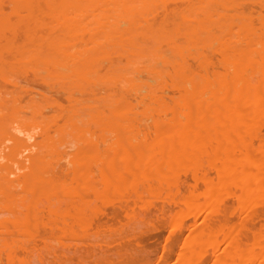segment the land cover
<instances>
[{
  "label": "bare ground",
  "instance_id": "obj_1",
  "mask_svg": "<svg viewBox=\"0 0 264 264\" xmlns=\"http://www.w3.org/2000/svg\"><path fill=\"white\" fill-rule=\"evenodd\" d=\"M49 1L50 0H48V2ZM56 1L57 3L60 1V3L57 4L59 6L55 5L56 9L53 7L55 9V11L53 12L56 11L57 12L56 13H53L52 11L49 12L51 9L48 12L53 13V16L55 14H58L56 16V19H54L55 16L53 18L54 23L53 22L51 23L57 24V27L58 28L60 27L61 29L60 28L58 29L56 25L54 28H57V31L61 30V32L58 33L59 36L56 39V37L52 38L53 36V34H51L52 31L50 32L51 35L48 34L49 30L47 29L48 38H50L49 36H51L52 39L57 40L51 46L50 45L51 43L49 41L50 39H47L50 43L49 44L47 42L48 43L47 45H50V47L49 46L48 47L51 49L45 46L46 37L44 36L42 37L44 39H42L41 41L42 42L45 41L44 42L45 44L42 45L43 49L41 51L43 52L41 53H44L46 55L45 52L47 51L48 53L49 51V54L51 52H53L52 55L54 54L53 57L51 56L47 57L48 55L44 56L45 58L48 59L51 58L49 62L50 64L49 63L47 64V60L43 56H41L40 53H38L40 54L39 58L42 57L40 59L43 64V69L46 68L47 75H49L48 71L50 68L47 67H49L52 64L51 66L54 67H51L53 71L51 70L50 74L53 75L55 73L54 74L55 78H57L58 80L56 82H61L60 85H63L61 87L67 94L73 91H76L74 92L75 94L77 93V91L80 92L81 97L80 98H78L79 96L76 97L77 99H79V101H81V98L83 96L82 93L84 91H87L84 92L86 94L88 92L91 93L88 94V99L86 100L88 102V106L87 105L85 106L84 105L85 103L83 104V102L87 98V96L84 95L86 96V98H84V101L82 103L78 102L76 107H79V104H83V106L88 107L87 109L82 108L83 109L82 111L85 110L86 112V113L83 112L82 113L86 116V120L90 121L92 118L93 121L91 120L90 123L89 122L88 123L89 124L92 123L94 129L96 128L98 131L102 132V134H100V136L102 135L100 137V140L102 138V141L104 140L103 142H105L104 133L112 132L114 128L120 129L121 132L119 131L118 132L121 135L120 134L118 135L117 138L119 139L116 140L117 142L115 141V143L113 144L106 145L107 147L105 146L106 148H104V150L101 149L102 152H104L103 153L104 155L102 154L101 156V152H100L99 153L100 159H99L97 157L99 156V154L97 155L98 149L96 147V144L92 140L86 141L84 140L85 138L82 137L83 134L85 135V133L91 134L92 136L94 135L93 134L94 131L91 130L92 128L89 129L88 127H87L88 129L85 131H83L82 129L83 133L81 132L82 134L80 135H82L81 137L84 139H81V141H84L83 143H85L86 141V144H83L80 141V144L82 143V147L78 148V151H74L76 152V154H78L77 156L80 157V159L76 161V163L78 162V164L75 165L77 166L76 170H74V172L72 171L73 175L71 173L73 178L69 180L70 179L69 177L68 179L69 183H68L65 177H62L66 175H62V176L60 175L61 177H57V178L54 177L53 178L54 181H52V183L48 184V182L51 180H48V182L46 181L45 183L48 184L47 186L44 185V182L41 183L43 178H41L39 175H41L42 167L41 166L39 167V165L42 164L44 165V162H48L50 161V159H54V157H56L54 156L50 159L46 158V156L49 157L50 150L51 153H53V155L55 153L56 154L58 153L55 152V149H57L56 144L58 143V141L57 142L53 141L52 142L53 146H52L50 145L51 141L47 140L49 143L48 146L50 145L49 151H47L48 148L47 149L44 148V144H46V142L44 144H41V148L43 146V148L45 149L44 150L42 148L44 154L42 152H40V154L37 153L42 149H39L38 151L35 150L36 154L38 155L32 153L35 154L33 156H36L34 157L35 158L34 161V158L33 159L32 157L30 158L31 154L27 155L30 153V151H28L27 148H29V150L31 149L29 145L30 142L29 144H27L29 145V147L26 146V142L29 141L27 139H31V138H27L26 141L22 140L23 138L21 139L18 138L19 141L22 140L21 143L25 142V146L27 147L25 148L23 145L24 143L21 144L20 142H18V140L16 141L15 138L14 140L16 143H14V140L13 142H11L8 140L9 137L6 136L5 138L7 139L4 138L3 140L6 142H11L9 145L10 146L14 145L15 148L14 149L12 148L11 150L10 148L4 145L5 148L7 147L13 152L8 153L9 150L8 152L3 151L5 157L3 156L2 158L5 159L7 153L11 154L14 160L13 158L10 157L11 158L10 159L8 157L10 155H7V158H9L8 160L10 161V163L12 162L14 165H16L17 163L18 166L15 169L13 164L11 163L10 164L11 167H10L7 158L5 159V161L3 160L2 161L4 162L3 165L6 164L8 166L5 165L6 166L5 167L2 164H0V171H1L0 177H2L3 175V177L0 179V183H1L0 190L2 191L0 194H2L6 190V192L3 193V195H6L10 193L11 190H13L15 197L12 198L11 196V198H7V196H10L11 194L13 195V193H11L10 195H7L5 197V199L7 198V200H5L4 197H2L1 195V197L3 198L1 200L2 201L5 200L3 201L4 204L7 203V205L10 204L9 206H11V204L13 205L17 203L18 205L20 204V206L16 205L18 208L20 207L19 208L20 210L22 209V207L25 208L26 206L24 203H26L27 199L31 197L30 196L31 193H29L30 195L28 194V196L30 197L25 196L26 189L27 191L29 189H31V191L36 189L34 191L35 193L36 191L38 193H41L39 192L41 189H39L38 187H40L39 185L42 184L46 188L43 189L44 192L41 190L45 195L44 198H42V194L40 195L36 193L37 196H40L38 198L40 199L42 198L43 201H45V203L49 205L53 204L51 203V201L54 198H56L57 200L66 199L68 203L64 200L65 203L61 201L62 204L64 203L65 205L64 204L63 205L66 207L68 204H70V207L74 212V216L77 215L79 218V216L81 217L83 215L82 214L83 209H77L78 207L77 205L80 204L84 206L88 204L87 202L88 200L86 199L88 197L89 198L93 197L95 200L102 199L103 201L104 198H107V196L109 197L111 194H117V197L118 195L119 197H121L122 194L125 193L126 189H130L128 193L131 191L130 192L132 194L131 197H133L132 200H134V202H140L143 199L141 197V192L139 191L141 190L139 186H141L142 190L145 191L144 195L142 196H145V194L147 195L146 196L147 198L148 196L149 197L150 196L156 197V195L159 196L160 193H155V192H161L164 189H171V186L173 185L175 180V177L172 175V173L176 171L177 167L179 168V166H181L182 169H184L185 171H191L193 169L194 179H196L197 171H199L200 169L199 167L200 164L205 163V165L207 166L216 168L215 170L216 176L214 178L210 176H204L200 181L202 183L200 184L201 185L200 187L197 186V184H192L189 186V188H186L184 193L181 192L180 195L178 194V196L176 195V197L174 198L177 199L176 202L178 201V203H181L184 210H181V206H180L179 212L174 213L177 219L174 222L175 226L173 230H171V233H188V234H186V237H184L180 246L177 245L178 249H177L176 259L175 261H173V263L172 262L171 263L172 264H202L204 262H202L201 261L202 259L200 260V258L203 256V253L207 252L209 248L210 249L212 248L213 253L212 251L210 252V254L212 255V261L210 262V264H244V263L264 264V242H263L264 238L263 237L258 238L260 237V235L257 238L252 237V239L246 243L241 242L234 245H232L231 243L232 241L231 237H230L231 240L227 238L228 241L225 240L226 241L225 243H227V245L225 244L226 248L222 250L223 253L221 252L222 249L221 246L223 245L222 243H224L222 242L223 240L219 242L218 240L220 239L217 240L214 237L216 233H229V235L230 233L231 234L238 233L239 231L237 232V229L238 230L243 229L244 231L246 230L245 233H253V234L261 233V235L264 233V222H263L264 220L262 221L263 224H259L260 225V227L258 226L259 228H254L257 229L256 231L252 229L247 230L246 227L244 229V224L243 227H241V224L243 223L242 221H245L244 218L246 219V217L249 214L248 211L253 212L251 210L254 208L256 204H260L261 200L262 203L264 202L263 199L264 197V127H262L264 124L263 123L264 121V0H260L261 3H258L259 6L261 5L260 7H258L257 4H255L258 8H260L258 9L256 7L257 11H254L253 9L249 10L250 7L248 10L241 9L240 6H242V4L244 5L245 2L247 4V2L251 0H59V1L56 0ZM258 1L259 0H256L255 3H257ZM250 3L251 2H248V4ZM17 6L19 7V4ZM36 7H34V9ZM242 8L245 7L243 6ZM159 11L163 12V16H159V18L162 17L160 18L161 20L157 17V21H155L154 16ZM29 12L31 11H28V14ZM12 14L14 15L15 13ZM28 14H27V18H28ZM31 14H29L30 17ZM42 16L39 18V20L42 18ZM30 22L33 23L32 20ZM3 24L5 26H2ZM43 24L37 25L35 23V25L40 27L41 26L44 27ZM0 25H1L0 30L1 28L2 30H4L3 28L8 26V24L3 23L2 21ZM24 25H27V22ZM53 26L51 25V27ZM54 31L56 32V29H54ZM38 32H40V30ZM41 36H39V39ZM30 37L31 38H29L28 35L27 38H29L30 40L33 39V41L35 40L34 38H32L33 36H31V34ZM39 39L37 43L40 44V47H38V49L41 48V42L39 43ZM30 40L29 41L27 40L28 43H33V41ZM52 42H54V40ZM28 43L25 44L26 47L25 51H27V47H30V46H26L29 45ZM37 43L34 44L37 45ZM0 44L2 45V43ZM214 45L217 47L216 51L219 53L218 54L219 58L217 59V61L219 63L218 65H220L219 67L221 68V71L219 69H217L218 70L217 71L214 68L212 69L210 68L211 69L210 71L207 69L208 64H210V60L208 59L210 55L208 56V58L204 56L203 50L208 49L210 51V47L214 48ZM23 48L24 47H22V49ZM46 48H48L49 50H47ZM38 49H36V54L33 51V49L31 50L33 51L34 55L31 53L29 54H31V56L37 55ZM190 49H193L192 51L194 52L192 53H194V55L192 56L197 61V62L193 61L194 64H196V66L194 65L196 67L195 68L196 70L194 69V66L193 68H190L186 63L187 58L185 59V57L187 55L189 56V54L187 53H189ZM213 51H215V48L213 49ZM18 53L20 52L18 51ZM208 54H210V52H208ZM2 59H4L3 56ZM43 59L46 60L45 62L46 64L43 63L44 62ZM22 60H23V56H22ZM192 60L193 59H191V61ZM18 61L20 60L18 59ZM35 61L34 62L32 61L33 64L36 63ZM37 61L40 62L39 59ZM44 65L47 66L45 67ZM51 77L52 78L50 79H53V76ZM50 79L47 80V76H46V80L48 81L47 84L49 85H50L49 83ZM166 80L170 81L171 84L167 83ZM53 81L54 83H56L55 79ZM42 83L44 82L42 81ZM62 83H64L66 86ZM166 83L167 86L170 85L172 89L175 90L174 91L175 95L173 94V96L170 97L163 94V90H166L165 89ZM116 84L118 86L116 88L118 89L120 85V89H121V90L119 89L120 92L123 91L128 94L132 93V95H134V97L133 96L131 97L133 98L134 103L131 102L133 104H131L127 99H124V97L122 98L121 96L122 94L121 95L117 94L118 96L119 95L121 96V100L111 98L112 95L109 96L111 91L110 92L108 91L109 95H107L108 93L107 90L104 91L106 93L105 96L103 95L104 97L106 96L109 97L106 101L105 99H102L103 98L102 96H100L102 97L101 100L99 96L97 97L96 95H94L95 92H97L98 94L100 93L98 91L101 90L102 85L104 86V88H106V86L108 88L112 86L111 88H113V86ZM62 88L59 87L58 89L61 90ZM118 89L117 92L119 91ZM63 90L61 91L63 92ZM41 93L42 92H40V94ZM90 95L91 97H89ZM68 96L69 95H67V97ZM118 96H113V97L117 98ZM67 97L66 100H68ZM73 99H71L73 100V103L72 102L71 103L73 104L74 107L75 106L74 104H76L78 100L75 98ZM13 100H15V98ZM13 100L11 103H13ZM69 103L70 102H68V104ZM68 107L72 108V105L71 106L68 105ZM76 107L75 109L78 111V109L80 108H76ZM76 110L75 111L73 110L74 113H72L71 116H69V114L71 113V112L69 113V111L71 110L69 111L67 110L68 116H66L65 118L63 116L62 119L63 123L61 122L62 124H64L65 127L66 125L69 126V124L73 125V128H70L72 127L71 125L68 128V129H72L71 130L72 133H74V131L76 130L75 127L76 126L78 127L79 125L75 123L80 122V121H76L77 120ZM88 110L89 112H87ZM32 114H34V112ZM193 115H195V117H193ZM109 117L110 119L112 118V120H110ZM37 118H40V116L39 117L37 116ZM113 118L114 120L116 118L117 121L115 120L116 121L115 122ZM47 119L49 118H46L45 124L51 122L50 119H49L50 121ZM148 120L150 121L148 124L151 123V126L153 128L151 127V130L149 129L151 131L150 132L151 137L149 138V135L146 134L148 136L146 139L144 135L141 134L143 131L140 132L141 130L139 131V129L141 128V126H143V128L146 131L147 129L145 123H147ZM40 121L43 123V120ZM24 122L23 124H25ZM133 122L135 124H132ZM112 123L113 125H108ZM142 123L145 125H143ZM140 124L142 125L140 126ZM36 125L38 126V122ZM44 126L45 125L38 128L43 129ZM57 127L59 128V126ZM25 129H27V127ZM47 129L45 127L44 131L46 132ZM60 129L65 130L66 128L63 129L62 127H60ZM22 130L21 132L24 133L23 127ZM42 131L43 130H39L41 134H43L44 132ZM57 131L59 132V129ZM57 131L54 132L56 133ZM14 132H12V134ZM58 132L56 133L57 134L56 138H60L61 136H63L60 138L61 140L59 142H61L66 133L64 131H63L64 133L62 131L59 133ZM25 133L24 135H26ZM56 134L53 135L56 136ZM58 134L61 136L59 137ZM77 134L78 133L76 132V135ZM80 135L78 134V136L76 137L81 138ZM2 136H1L2 142L1 141L0 142L4 144L6 142L2 140ZM254 136L256 138L255 141L256 143L254 144L256 145L252 146L250 141L251 138ZM56 138H54V140ZM79 138L76 140H80ZM248 143H250L249 144L250 146L248 145ZM32 144H34V142H32ZM20 145H23V148L26 150V153L22 151L24 149H22V146L20 147ZM34 146L36 147L37 145ZM46 151L49 154H46L45 153ZM22 152L24 153V157L22 156ZM18 155L22 156L23 158L22 159L21 157L20 159L16 158L18 157ZM27 157L32 159V160L29 159L31 163L34 161L33 162L34 164H32L33 166L31 168L27 166L26 163L23 162L26 161L24 158ZM36 159L39 160V162H36ZM42 159H47V160L42 161ZM97 163L98 165H96ZM93 164L96 165L97 168L96 172L98 175H100L103 182L102 184L105 186L104 191L103 190L100 191L97 188L96 186L97 179L95 182V179H93L94 177L93 178L91 177L93 172L90 169V166ZM1 165L3 167H1ZM25 166H27V168H25ZM25 169H27L26 170L27 172L25 171ZM23 171H25L26 174L23 173ZM21 172L22 175H20ZM81 175L84 176L87 175L86 177H84L83 181L78 180L79 176ZM37 181H39L40 184L39 182L37 183ZM31 182H35L33 183V187L31 186L32 188H30L29 186V183ZM34 184L37 188L34 186ZM20 185L21 187H24V189H22L21 192H18V194L16 195L15 188L13 187ZM7 189H9V192L7 191ZM55 192H57V194ZM167 192L165 197L169 195ZM172 192L169 191L170 193L169 196L171 197L174 196L172 195ZM35 193L33 194L32 197L33 200L35 198L34 196H36ZM79 193H84L86 197L84 196L85 198L83 197L82 200L81 199L82 196ZM162 193L164 194V192ZM20 194H23L24 196H21V198L18 199ZM126 194L127 192L124 195ZM224 194H227L229 196L231 194L234 195L232 198L233 199L235 198L234 201L236 202V205H234L235 203L233 205L236 206L237 208L236 207L235 208L238 210L234 215L237 214L238 217L235 216L237 218L241 217L238 220L242 219L241 220L242 223L241 224L239 223L238 225L239 227H241L240 229L237 228V226H236L237 229L234 227L236 224H234V226H231L232 222H230V226L228 225L225 226V224L224 226L223 225L220 226L218 225V221L216 225L214 222L210 223L208 221L213 214H217L216 212L219 210V206L223 205ZM168 197L167 200L169 199ZM32 198H30L31 200L29 199L30 203L28 207L31 206ZM78 199L80 201V202L78 201L79 203L77 202ZM23 200H24L23 203L24 205H22ZM36 201L37 199H35L34 204L39 202V200L37 202ZM92 202L93 201L91 200L89 204ZM1 204L3 203L1 202ZM37 204L35 205L37 206ZM3 205L2 207L4 210L5 207ZM233 205H231L230 209L233 208L232 207ZM260 205L262 206V204ZM49 207H51V205ZM66 207H64V209ZM35 208L36 207H33L34 212L31 209H28V211L27 209L26 210L23 209L19 213H18L19 210L16 211L15 208L16 211L15 214L17 213L18 215L17 216L15 215V218L8 220L7 222L5 220L4 221L8 226L12 225V227L13 226L15 228L17 227V230L20 229L21 232L20 234L24 235L25 233H27V231H29L28 229H25L27 223H29V221H27L29 220L28 219L29 211L31 210L33 212L32 214L33 217L31 216V219L32 218L36 219L37 213L40 212L37 210L36 212ZM67 208L64 214L69 216V214L71 213L69 212V207ZM91 208L93 209L94 207ZM59 209L60 208H58V210ZM41 210L43 211V209ZM84 215L86 216V214ZM11 217H14V215ZM185 218L187 219L190 218L189 223H187V221L185 222ZM34 219L32 220L34 221ZM65 219L67 220V218ZM87 220L88 218L86 219V221ZM4 221H0L2 222V226ZM38 222L39 221H37V223ZM29 226L27 227L29 228ZM1 227H0L1 231L3 227L6 230L5 226H3L2 228ZM15 228H10V233H6V232L4 233V231L0 233V240L3 241L1 246L3 245V248H5V250L7 251V255H6L7 261H5L6 264H24L25 261L24 259L23 261L17 258L16 256H14L15 243L12 242V240H14L12 238L15 236L11 235L13 234L12 232L13 230L11 231V229H15ZM22 229L23 231H21ZM6 231L9 232V230ZM205 233L207 234L209 233L207 237L205 236L207 235ZM212 233L215 234L213 235ZM212 235L214 238L212 237ZM236 235H233V238ZM65 237L63 239H65ZM169 238L170 236L167 237V240ZM212 239L213 240L216 239L218 242L216 240L213 241ZM15 246H17V244H15ZM164 246L167 247V245ZM19 247L17 246V249H19ZM0 249L3 250L2 248ZM23 249L24 248H22V250ZM207 258H205V260Z\"/></svg>",
  "mask_w": 264,
  "mask_h": 264
},
{
  "label": "rangeland",
  "instance_id": "obj_2",
  "mask_svg": "<svg viewBox=\"0 0 264 264\" xmlns=\"http://www.w3.org/2000/svg\"><path fill=\"white\" fill-rule=\"evenodd\" d=\"M18 3H17V2ZM34 1V2H33ZM0 0V24H1V21L3 22V23H5V24H8V26H6L5 28H3L4 30H2V28H1V30H0V43H2V45L0 44V141H1V136H2V140L7 136V137H9L8 138V140L9 141H11V142H13V140H14V138L16 139V141L18 140V138L19 139H21V138H23L22 140H24V141H26V139L27 138H31V139H27V140H29L28 142H26V146H28L29 147V145H30V149L31 150H29V148H27L26 146H25V142H23V143H21V141L22 140H18V142H20L21 144H23L24 145V147L25 148H27L28 149V151H30V153L29 154H27V155H30V158L32 157V159L34 158V157H36V156H33V155H35L36 154V151H38L39 149H42L43 148V146H42V148H41V144H44L45 142H46V144H44V148L45 149H47V151H49V147H50V145H52L53 143V141L54 142H57L58 141V143L57 144H59V145H57L56 144V148L57 149H55V152H58L57 154L55 153L54 155H53V153H51V150L49 151V153L46 151L45 153L46 154H49V157L48 156H46V158L48 159H50V158H52V157H54V156H56V157H58L59 158V156H60V158L58 159V158H56V157H54V159H50V161H48V162H44V165H46V166H44L43 164L42 165H39V167L41 166L42 167V170H41V175H39L41 178H43L42 179V181H41V183L42 182H44V185L45 186H47L49 183H52V181H54L53 180V178L54 177H61L62 175H66V176H62V177H65V179H66V181H68V183H69V180H71L72 178H73V172H74V170H76V168H77V166H75V165H77L78 164V162L76 163V161H78L79 159H80V157H78L77 155L78 154H76V152H74V151H78V148H80V147H82V143L84 142V141H81V139H84V140H86V141H88V140H92L95 144H96V147H97V149H98V153H97V155L101 152V156H102V154L104 153V152H102V150H104V148H106L107 146L106 145H109V144H113V143H115V141L117 140V139H119V138H117L118 137V135L120 134L119 132H121L120 131V129H117V128H114V130H116V131H112V132H114V133H112V132H109V133H107V132H103L104 133V138H105V142H103L102 141V138H101V140H100V137L102 136H100V134H102V132H100V131H98L96 128L94 129V126H92L93 124L91 123V124H89L90 123V121L92 120V118H91V120L89 121V120H86V116L83 114V113H86L85 112V110L84 111H82L84 108H88V107H85L86 105L88 106V102L86 101L87 99H88V94H91V93H84V92H87V91H84L83 93H82V95L84 96V95H86L87 96V98H86V96H82V98H81V101H79V99H77L76 97H78V98H80L81 97V93L80 92H78L77 91V93L75 94L74 92H76V91H73V92H70V93H66L64 90H63V88L61 87V86H63V85H60V83L61 82H56V81H58L57 80V78H55V73L53 74V75H51L50 74V72H51V70L53 71V69L51 68V67H54V66H49V67H47V68H50L49 69V71H48V74L49 75H47V72H46V66L47 65H44L45 67V69H43V64H42V62H41V59L40 58H42V57H40L39 58V56H40V54H41V56H47V57H49V56H51V57H53L54 56V54L52 55V53L53 52H51L50 54H49V51H48V53H47V51L45 52V50H44V52L46 53V55L44 54V53H41V52H43V51H41L43 48H42V45H44L45 43H46V45L45 46H49L50 47V45L52 46V44H54L55 43V41H57V40H55V39H52L53 37L55 38L56 37V39H57V37L59 36L58 35V33H60L61 32V30H58L57 31V24H53L54 22V19H56V16L58 15V14H55L54 16H55V18H54V16H53V13H56V12H53V11H55V5L56 6H59V5H57L58 3H60V1L57 3V1L56 0H50L49 2H48V0ZM52 1V2H51ZM44 2V3H43ZM56 2V3H55ZM248 2H251L250 4H248ZM247 2V4H246V2L244 3V5L242 4V6H240L241 7V9L242 10H248L249 9V7H250V9L249 10H254V11H257V8L258 7H260L259 5H258V3H261V1L259 0L257 3H255L256 2V0H251V1H248ZM17 3V4H16ZM46 3V4H45ZM252 3H254V4H252ZM19 4V7L17 6ZM21 4H22V6H21ZM24 4V5H23ZM35 4V5H34ZM40 4H41V6H40ZM255 4H257V6L255 5ZM38 5V6H37ZM37 6V7H36ZM245 7V8H242V7ZM16 7V8H15ZM18 7V8H17ZM34 7H36L35 9H34ZM48 7V8H47ZM51 7V8H50ZM55 9H54V8ZM246 7H247V9H246ZM257 7V8H256ZM32 10H31V9ZM43 8V9H42ZM44 8H45V10H44ZM26 9V10H25ZM39 9H41V10H39ZM51 9V10H50ZM53 9V10H52ZM258 9H260V8H258ZM11 10H13V11H11ZM21 10V11H20ZM50 10V11H49ZM2 11V12H1ZM28 11H31V12H29V14H31L32 12H35V13H32L31 14V17L29 16V14H28ZM37 11V12H36ZM53 12V13H49V12ZM260 11V10H259ZM12 13H15L14 15L12 14ZM18 13V14H17ZM47 13H49V14H47ZM26 14V15H25ZM27 14H28V18H27ZM51 14V15H50ZM162 14V15H161ZM43 15V16H42ZM11 16H12V18H11ZM17 16H19V17H17ZM42 16V18L39 20V18ZM51 16V17H50ZM156 16V17H155ZM155 16H154V20L155 21H157V17L159 18V16H163V12L162 11H159V12H157L156 14H155ZM14 17V18H13ZM16 17V18H15ZM31 19H30V18ZM45 17V18H44ZM50 18V20H49V18ZM54 18V19H53ZM156 18V19H155ZM160 18H162V17H160ZM159 18V19H160ZM12 19V20H11ZM27 19H29L30 21L32 20V22L33 23H31L29 20H27ZM43 19V20H42ZM45 19V20H44ZM52 19V20H51ZM4 20V21H3ZM161 20V19H160ZM27 22V25H24V24H26V22ZM29 21V22H28ZM42 21H43V23H42ZM50 21V22H49ZM159 21V20H158ZM15 22V23H14ZM51 22H53V23H51ZM12 23V24H11ZM35 23L37 24V25H40V24H43L44 25V27L43 26H37V25H35ZM50 23H51V25L53 26V27H51V25H50ZM55 23H56V21H55ZM10 24H11V26H10ZM32 24H34V25H32ZM48 24H49V26H48ZM55 25H56V27L57 28H54L55 27ZM1 26V25H0ZM2 26H5L4 24L2 25ZM19 26V27H18ZM21 26V27H20ZM26 28H25V27ZM37 26V27H36ZM10 27H11V29H10ZM50 27V28H49ZM24 28V29H23ZM41 28V29H40ZM44 30H43V29ZM52 28V29H51ZM60 28V27H59ZM58 28V29H59ZM14 29V30H13ZM20 29V30H19ZM21 29H23V30H21ZM26 29H27V31H26ZM37 29V30H36ZM47 29L49 30L48 32V34H50V32L52 31V33L51 34H53V36H52V38H51V36H49L50 38H48V35H47ZM54 29H56V32H57V35H56V32L54 31ZM61 29V28H60ZM40 30V32H38ZM43 30V31H42ZM46 30V31H45ZM4 31V32H3ZM22 31V32H21ZM32 32V33H31ZM42 32V33H41ZM55 32V33H54ZM29 33V34H28ZM20 34V35H19ZM30 34H31V36H33L32 38H34L35 40L33 41V39H29V38H31L30 37ZM35 34H36V37H38V38H36L35 37ZM42 36H41V35ZM50 34V35H51ZM22 35V36H21ZM28 35H29V38H27L28 37ZM45 35H47V36H45ZM56 35V36H55ZM8 36V37H7ZM39 36H41L40 37V39H39ZM46 37V39H45V41H41L42 39H44V38H42V37ZM4 37V38H3ZM16 37V38H15ZM4 39H6V40H4ZM26 39V40H25ZM37 39V40H36ZM38 39H39V43L41 42V48H39L38 49V47H40V44H38L37 42H38ZM47 39H50L49 41H50V43H49V41L47 40ZM17 40V41H16ZM30 40V41H33V43H28V41ZM54 40V42H52V41ZM27 41V42H26ZM6 42V43H5ZM15 42V43H14ZM19 42V43H18ZM45 42V43H44ZM50 44V45H47L48 43ZM8 43V44H7ZM12 43H14V44H12ZM29 44V45H26V46H30V47H27V51H25L26 50V47H25V44ZM37 43V45H35V44ZM22 44V45H21ZM32 44V45H31ZM17 45V46H16ZM1 46H3V47H1ZM33 46V47H32ZM44 46V47H45ZM213 46V45H212ZM7 47V48H6ZM15 47H17V48H15ZM18 47H19V49H18ZM22 47H24L23 49H22ZM48 47V48H49ZM14 50H13V49ZM33 49V51L35 52V54H36V49H38L37 50V55H35V56H31V54H33L34 55V53H33V51L31 50V49ZM46 48L47 50H49V49H51V48ZM215 48V51H213V49ZM214 48L212 47H210V51L208 50V49H205V50H203V52H204V56H206L207 58H208V56H209V60H210V64H208V66H207V69L210 71L212 68H214V69H219L220 71H221V68L219 67L220 65H218L219 63H218V61H217V59L219 58V53L216 51V46L214 45ZM17 49H18V51L20 52V53H18V51H17ZM22 49V50H21ZM30 49V50H29ZM45 49V48H44ZM202 49H204V48H202ZM212 49V50H211ZM23 50H24V52H23ZM40 50V51H39ZM191 50V51H190ZM189 50V53H187V54H189V56L187 55L186 56V54H185V59H186V63H187V65L190 67V68H193V66L195 65L196 66V64H194V62L193 61H195V62H197L195 59H194V57L192 56V55H194V53H192V52H194V51H192L193 49H190ZM3 51V52H2ZM16 52V53H13V52ZM30 51V52H29ZM50 51H52V50H50ZM197 51V50H196ZM207 53H206V52ZM219 51V50H218ZM2 52V53H1ZM12 54H11V53ZM208 52H210V54H208ZM213 52V53H212ZM215 52V53H214ZM9 53V54H8ZM23 53V54H22ZM29 53H31V54H29ZM38 53H40V54H38ZM12 56H11V55ZM43 54V55H42ZM13 55H14V57H13ZM19 55V56H18ZM21 55V56H20ZM2 56H3V58L4 59H2ZM8 58H7V57ZM16 56V57H15ZM17 56H18V58H17ZM22 56H23V60H22ZM31 56V57H30ZM191 56H192V58H191ZM38 57V58H37ZM15 58V59H14ZM21 58V59H20ZM34 58V59H33ZM45 58V57H44ZM2 59V60H1ZM9 59V60H8ZM18 59L20 60V61H18ZM25 59V60H24ZM31 59V60H30ZM33 59V60H32ZM35 59H36V61H35ZM40 60V62L39 61H37V60ZM46 60H47V64L50 62V59H48V58H45ZM191 59H193L192 61H191ZM215 59V60H214ZM5 60H6V62H5ZM28 60V61H27ZM30 60V61H29ZM46 60H44L43 59V63H45L46 62ZM2 61V62H1ZM13 61H14V63H13ZM22 61V62H21ZM26 61V62H25ZM35 61L36 63H34L33 64V62ZM52 61V60H51ZM37 62H39V63H37ZM193 62V63H192ZM15 63H17V64H15ZM53 63V62H52ZM20 64V65H19ZM32 64V65H31ZM46 64V63H45ZM50 64V63H49ZM211 64H212V66H211ZM27 65H28V67H27ZM30 65V66H29ZM2 66V67H1ZM194 66V69L196 68ZM197 66H198V63H197ZM4 67V68H3ZM211 68V69H210ZM40 69H41V71H40ZM193 69V70H194ZM4 70V71H3ZM32 70V71H31ZM40 71V72H38V71ZM196 70V69H195ZM16 71V72H15ZM20 71V72H19ZM218 71V70H217ZM28 72V73H27ZM55 72V71H54ZM23 73V74H22ZM44 73V74H43ZM33 74V75H32ZM31 75V76H30ZM45 75V76H44ZM42 78H41V77ZM46 76H47V80L48 79H50V78H52L51 76H53V79H50V81H49V83H50V85L49 84H47L48 83V81L46 80ZM44 78V79H43ZM24 79V80H23ZM31 79V80H30ZM39 79V80H38ZM43 79V80H42ZM55 79V82L56 83H54V80ZM17 80V81H16ZM26 80V81H25ZM44 82V83H42V81ZM45 80V81H44ZM4 81V82H3ZM6 81V82H5ZM41 81V82H40ZM34 82V83H33ZM166 82L167 83H170V81H168V80H166ZM7 83V84H6ZM16 83V84H15ZM32 83V84H31ZM57 83H59V84H57ZM65 83V82H64ZM64 83H62V84H64ZM167 83H166V87H165V89L166 90H163V94H165V95H167V96H173V94L175 95V93H174V89H172V87L170 86V85H168L167 86ZM5 84H6V86H5ZM30 84V85H29ZM35 84V85H34ZM46 86H45V85ZM55 84V85H54ZM66 84V83H65ZM64 84V85H65ZM171 84V83H170ZM39 85V86H38ZM59 85V86H58ZM2 86V87H1ZM56 86V87H55ZM66 86V85H65ZM46 87V88H45ZM62 88L61 90H63V92L61 91V90H59L58 88ZM112 86H110V88H108L107 86H106V88H104V86L102 85V87H101V90H99L98 92H100L99 94L97 93V92H95L94 93V95H96L97 97L99 96H102V97H100V99L102 98V99H105V101L109 98V97H104L105 96V92L104 91H106L107 90V92L109 91H111V92H113V93H111L110 92V95H109V92L107 93V95H109V96H111V98H114V99H120L121 100V96H122V98L124 97V99H127L130 103L131 102H133V98H131L132 96L134 97V95H132V93H126V92H123V91H121V92H123L124 93V95H123V93H121L120 92V85H119V89L118 88H116V87H118L117 86V84L116 85H114L113 86V88H111ZM170 87H171V89H170ZM65 88V87H64ZM57 89V90H56ZM100 89V88H99ZM103 89V90H102ZM117 89L119 90L118 92H117ZM55 90V91H54ZM17 91V92H16ZM38 91H40V92H42L41 94H40V92H38ZM48 91V92H47ZM2 92V93H1ZM57 92V93H56ZM60 92V93H59ZM161 92V91H160ZM5 93V94H4ZM47 93V94H46ZM49 93V94H48ZM54 93V94H53ZM74 93V94H73ZM32 94V95H31ZM35 94V95H34ZM64 94H65V96H64ZM98 94V95H97ZM117 94H122L121 96L119 95H117ZM126 94V95H125ZM31 95V96H30ZM50 95V96H49ZM67 95H69L70 96V98L71 99H73V98H75V99H77L78 101H77V103L76 104H74L75 106L73 107V100H71L70 98H69V96L67 97ZM104 95V96H103ZM34 96V97H33ZM40 96V97H39ZM52 96V97H51ZM73 96V97H72ZM113 96H118V97H120V98H115V97H113ZM64 97V98H63ZM66 97L68 98V100H66ZM89 97H91V95L89 96ZM15 98V100H13ZM50 98V99H49ZM84 98H86L85 99V101H84ZM18 99V100H17ZM26 99V100H25ZM49 99V100H48ZM90 99V98H89ZM101 99V100H102ZM12 100H13V103H11L12 102ZM15 101V102H14ZM43 101V102H42ZM46 101V102H45ZM64 101V102H63ZM84 101V102H83ZM45 102V103H44ZM58 102V103H57ZM68 102H70L69 104H68ZM72 102V103H71ZM76 102V101H75ZM74 102V103H75ZM78 102H83V104L85 105V106H83V104H79V107H76L77 106V104H78ZM8 103V104H7ZM15 103H17V104H15ZM57 103V104H56ZM134 103V102H133ZM133 103H131V104H133ZM46 104V105H45ZM17 105V106H16ZM68 105L69 106H71L72 105V108H69L68 107ZM7 106V107H6ZM27 106V107H26ZM31 106V107H30ZM39 106V107H38ZM51 106V107H50ZM80 106H82V107H80ZM11 107V108H10ZM15 107V108H14ZM28 107H29V109H28ZM53 107V108H52ZM58 107V108H57ZM63 107V108H62ZM75 107L76 108H80V109H78V111L75 109ZM31 108V109H30ZM37 108V109H36ZM59 108H60V110H59ZM83 108V109H82ZM18 109V110H17ZM51 111H50V110ZM66 109V110H65ZM77 111L76 112V114H77V120L76 121H80V122H78V123H75V124H79L78 125V127L76 126H74L75 127V131L80 135V134H82L83 132H82V129H83V131H85V130H87L88 128L90 129V128H92L91 130H93L94 132H93V134L95 135H92L91 136V134H88V133H85V135L83 134V136L82 135H80V137L82 136V137H84V138H79V137H76V136H78V134L76 135V132L74 131V133H72L71 132V130L72 129H68L69 127H70V125L71 124H69V126L68 125H66V127L64 126V124H62L63 123V121H62V119H63V116H64V118L66 117V116H68V111L69 110H71V111H69V116H71V114L72 113H74V111ZM27 110V111H26ZM32 110H33V112H34V114L35 113H38V114H32L33 112H32ZM63 110H65V111H63ZM68 110V111H67ZM81 110V111H80ZM83 112V113H82ZM87 112H89V110L87 111ZM48 113V114H47ZM79 113H81V114H79ZM43 114V115H42ZM53 115V116H52ZM22 116V117H21ZM25 116V117H24ZM32 116V117H31ZM34 116V117H33ZM37 116L39 117L40 116V118H37ZM42 116V117H41ZM85 116V117H84ZM74 117H75V115H74ZM114 117V116H113ZM193 117H195V115H193ZM192 117V118H193ZM23 118V119H22ZM25 118V119H24ZM28 118H30V119H28ZM42 118V119H41ZM46 118H49L50 120H51V122L49 123L48 122V124H45V120H46ZM53 118V119H52ZM61 118V119H60ZM39 119V120H38ZM49 119H47V120H49ZM82 119H83V121H82ZM90 119V118H89ZM109 119H110V117H109ZM195 119V118H194ZM193 119V120H194ZM7 120V121H6ZM28 120V121H27ZM32 120H33V122H32ZM40 120H43V123L40 121ZM49 120V121H50ZM110 120H112V118L110 119ZM113 120H114V118H113ZM115 120L117 121V119L115 118ZM114 120V121H115ZM9 121V122H8ZM24 121H26V122H24L25 124H23V122ZM30 121V122H29ZM36 121V122H35ZM39 121H40V123H39ZM84 121H85V123H84ZM93 121V120H92ZM115 121V122H116ZM8 122V123H7ZM14 122V123H13ZM37 122H38V126L36 125L37 124ZM47 122V121H46ZM62 122V123H61ZM89 122V123H88ZM113 122V121H112ZM150 121L148 120L147 121V123H145L146 124V129L148 130H146L145 131V129L143 128V126H141L142 124H140V126H141V128H140V126H139V131L140 132H145V133H141L142 135H144V137L147 139V135L146 134H148L149 135V138L151 137L150 136V130H151V123L150 124H148ZM31 123V124H30ZM45 125L44 126V128L43 129H39L38 127H42L43 125ZM57 123H58V125H57ZM73 123V124H74ZM88 123V124H87ZM263 123H264V121H263ZM12 126H11V125ZM21 124V125H20ZM40 124V125H39ZM53 124V125H52ZM132 124H135L134 122L132 123ZM145 124H143V125H145ZM148 124V125H147ZM25 125V126H24ZM30 125H31V128H30ZM46 125H48V126H46ZM51 125V126H50ZM56 125V126H55ZM64 127H63V126ZM87 125H89V126H87ZM108 125H113V123L112 124H108ZM7 126V127H6ZM19 126V127H18ZM57 126H59V128L57 127ZM68 126V127H67ZM72 127H70V128H73V125H71ZM80 126V127H79ZM262 126V125H261ZM22 127H23V129H24V133L26 134V135H24V133L23 132H21V130H22ZM27 127V129H25ZM35 127H36V129H35ZM45 127H46V129H47V131L45 132L44 130H45ZM55 127H56V129H55ZM60 127H62L63 129L64 128H66L65 130H61L60 129ZM88 127V128H87ZM262 127H264V124H263V126ZM19 128H20V130H19ZM53 128V129H52ZM59 129V132H65L66 134L64 135V138H63V140L61 141V142H59L61 139V137H63V136H61V135H59L58 134V136L60 137V138H56L57 137V130ZM153 128V127H152ZM16 129V130H15ZM30 129H32V130H30ZM34 129V130H33ZM150 129V130H149ZM11 130H12V132H14V131H16V132H14L13 134H12V132H11ZM26 130V131H25ZM39 130H43L42 132H43V134H41V132H39ZM71 132H69V131ZM81 130V131H80ZM96 130V131H95ZM23 131V130H22ZM34 131V132H33ZM54 131H57L56 133L54 132ZM119 131V132H118ZM18 132V133H17ZM19 132H21V133H19ZM33 132V133H32ZM58 132V133H59ZM63 132V133H64ZM69 132V133H68ZM80 132V133H79ZM82 132V133H81ZM115 132H117V133H115ZM152 132H153V130H152ZM16 133V134H15ZM29 135H28V134ZM50 135H48V134ZM91 133H92V131H91ZM9 134V135H8ZM19 134V135H18ZM38 134V135H37ZM52 134V135H51ZM53 134H56V136L55 135H53ZM107 134V135H106ZM112 134V135H111ZM29 137H28V136ZM30 135H31V137H30ZM44 135H46V136H44ZM47 135H48V137H47ZM76 135V136H75ZM109 135V136H108ZM121 135V134H120ZM153 135V134H152ZM27 136V137H26ZM42 136H43V138H42ZM53 138H52V137ZM74 136V137H73ZM107 136H108V138H107ZM112 136V137H111ZM24 137H26V138H24ZM52 139H51V138ZM66 137V138H65ZM120 137V136H119ZM140 137H141V135H140ZM46 138V139H45ZM48 138V139H47ZM54 138H56L55 140H54ZM80 139V140H76V139ZM106 138H107V140H106ZM254 138V139H253ZM5 139H7V138H5ZM41 141H39V140ZM58 139V140H57ZM95 139V140H94ZM7 140V141H8ZM47 140H50L51 141V144L48 146V141ZM66 140H67V142H66ZM69 140V141H68ZM4 141V140H3ZM40 143H39V142ZM44 141V142H43ZM49 141V142H50ZM80 141L82 142L81 144H80ZM86 141H85V143H83V144H86ZM107 141V142H106ZM256 141V138H255V136L254 137H252L251 138V141H250V143H251V145L252 146H255L256 144H254V143H256L255 142ZM2 142V141H1ZM0 142V164H2L3 165V161H5V159L7 158V155H10V156H8L9 158L11 157V158H13V156H11V154H8V153H11V152H13V151H11L12 150V148L14 149L15 147H14V145H9L11 142H6V141H4V142H6V143H4V144H2ZM17 142V143H18ZM29 142H30V144H29ZM32 142H34V144H32ZM36 142V143H35ZM43 142V143H42ZM117 142V141H116ZM14 143H16L15 142V140H14ZM13 143V144H14ZM38 143V144H37ZM102 143V144H101ZM250 143H248V145L250 144ZM27 144H29V145H27ZM62 144H64V145H62ZM105 144V145H104ZM4 145L5 146H7L8 148H10V149H8L7 147L5 148L4 147ZM23 145H20V147L22 146V149H24L23 148ZM33 147H32V146ZM34 145H37L36 147L34 146ZM45 145H47V146H45ZM19 146V145H18ZM53 146V145H52ZM59 146V147H58ZM106 146V147H105ZM250 146V145H249ZM38 147V148H37ZM103 147V148H102ZM5 148V149H4ZM36 148V149H35ZM43 148V149H44ZM21 149V150H22ZM43 149L41 150V151H38L37 153H39L40 154V152H42L43 154H44V152H43ZM44 149V150H45ZM60 149V150H59ZM102 149V150H101ZM8 150H9V152H8ZM21 150H20V152H21ZM36 150V151H35ZM3 151H6V152H8L7 153V155H6V158L5 159H3L2 157L4 156L5 157V155L3 154L4 152ZM22 151H24V153H26V150L24 149V150H22ZM28 151H27V153H28ZM35 151V152H34ZM5 152V153H6ZM24 153L22 152V156L24 157ZM32 153H35V154H32ZM41 153V154H42ZM60 153V154H59ZM13 154V153H12ZM51 154H52V156H51ZM14 155V154H13ZM36 155H38V154H36ZM63 155V156H62ZM75 155V156H74ZM96 155V156H97ZM104 155V154H103ZM22 156H20V155H18V157H16V158H18V159H20V157H21V159L23 158ZM26 156V155H25ZM73 156V157H72ZM77 156V157H76ZM80 156V155H79ZM15 157V156H14ZM99 159H100V154H99V156H97ZM9 158H7V161H8V163H9V165L12 163H10V161L8 160ZM10 158V159H11ZM30 158H24L26 161H23L24 163H26L27 164V166H29L30 168L33 166L32 164H34L33 162L35 161V158H34V161L31 163V161L30 160H32V159H30ZM63 158H65V159H63ZM73 158H74V160H73ZM75 158H76V160H75ZM23 159V160H24ZM30 159V160H29ZM47 159H42V161H44V160H47ZM102 159H103V157H102ZM3 160V161H2ZM13 160H14V158H13ZM16 160V159H15ZM28 160H29V162H28ZM58 160H60V161H58ZM62 160V161H61ZM12 161V160H11ZM41 161V162H42ZM64 161V162H63ZM36 162H39V160H37L36 159ZM56 162V163H55ZM73 162V163H72ZM5 163H7V162H5ZM16 163V162H15ZM28 163H29V165H28ZM30 163H31V165H30ZM47 163V164H46ZM50 163V164H49ZM53 163V164H52ZM71 163V164H70ZM75 163V164H74ZM80 163V162H79ZM13 164V163H12ZM41 164V163H40ZM64 164V165H63ZM67 164H69V165H67ZM1 165V167H3V166H5V165H3L2 166ZM74 165V166H73ZM96 165H98V163L96 164ZM96 165L95 164H93V165H91L90 166V169L92 170V178L93 179H95V182H96V179H97V183H96V186H97V188L100 190V191H104V189H105V186L102 184L103 182H102V179H101V177H100V175H98L97 174V168H96ZM6 166H8V165H6ZM5 166V167H6ZM13 166H14V168L16 169V167L18 166V164L16 163V165H14L13 164ZM27 166H25V168H27ZM70 166V167H69ZM72 166V167H71ZM10 167H11V165H10ZM28 167V168H29ZM50 167V168H49ZM56 167V168H55ZM200 169H199V171H197V177H196V179H194V172H193V169L191 170V171H185L184 169H182V167L181 166H179V168L177 167V169H176V171L175 172H173L172 173V175L175 177V180H174V183H173V185L171 186V189H164V190H162L161 192H155V193H160L159 194V196L158 195H156V197H149L148 196V198L146 197L147 195L145 194V196H142V195H144V193H145V191L144 190H142V187L141 186H139L140 187V189L141 190H139L140 192H141V197H142V201H140V202H134V200H132L133 199V197H131L132 196V194L129 192L128 193V191L130 190V189H126V191H125V193L127 192V194L126 195H124L125 193H123L122 194V196L121 197H119V195H118V197H117V194H111L109 197L107 196V198H104V200L102 201V199H100V200H95L93 197L90 199L89 197L88 198H86L85 200L88 202V204H86V202H85V204L88 206H86V205H84V206H82V205H80V204H78L80 201H81V199L83 200V197L85 196L84 195V193H79V194H81V199H80V197H79V199H80V201H79V199L77 200V206L78 207H80V206H82V207H80V208H78L77 207V209H83V215L84 214H86V216L84 217L83 215L80 217L79 216V218H78V216L77 215H75L74 216V212L72 211V209H71V207H70V204H68L67 205V207H69V212L71 213V214H69V216H67V215H65L64 213H65V211H66V206H64L65 204V201H66V199H61V200H57L56 198H54V199H52V201H51V203H53V204H50L51 205V207H49L50 205L49 204H47V203H45V201H43V199L42 198H44V188H45V186H43L42 184L41 185H39L40 184V182L39 181H37V183L39 182V186L40 187H38L39 189H41L39 192H41V193H38L37 191H36V193L37 194H42V198L40 199V198H38V197H40V196H37V194L34 192L35 190H32L31 191V189H29L28 191H30V192H28L27 191V187L25 188L26 189V191L28 192H26L25 191V193L27 194H25V196H27V197H30V198H32L33 197V194L35 193V195L36 196H34L35 198H34V200H33V198H32V202H31V206H29L28 207V205H29V203H30V198H28L27 199V201H26V203H24V200H23V202H22V205H24L25 204V208H23L22 207V209L20 210L17 206H20V204L18 205L17 203L16 204H11V206H9L10 204H8L7 205V203L6 204H4V202L3 201H5V200H7V198H11V196H12V198L14 197V191L13 190H11L10 191V193H8L9 192V189H7V193L8 194H6V195H3V193L4 192H6V190L2 193V194H0V201L4 204H1V202H0V208L3 210V207H2V205L5 207L4 208V210L2 211L1 209H0V221H8V220H11V219H13V218H15V215L17 216L18 214L16 213L15 214V212L17 211V210H19L18 211V213L20 212V211H22L23 209H27V211H28V209H31L32 211L34 210L33 209V207H36L35 208V211L37 210V211H40V212H38L39 213V215L40 214H42V215H38V213H37V218L36 219H34V218H32V219H34V221L31 219V216H32V214H33V212L31 211H29V220H27V221H29V223H27V225H26V227H25V229H28L29 231H27V233H25L24 235H22V234H20L21 232H20V229L19 230H17V227L15 228L14 226L12 227V225H10V226H8L6 223H5V221L3 222V226H5L6 227V230H9V232H7L5 229H4V227L2 226V222H0L1 223V226L3 227H1L2 228V231H4V233L6 232V233H10V228H15V229H11V231L13 232V234H11V235H13V236H15V237H13L12 239H14V240H12V242L13 243H15V244H17V246L19 247V249H17V246H15V244H14V256H16L17 258H19V259H21V260H23L24 261V264H170L171 262L173 263V261H175V259H176V255H177V249H178V246H180V244H181V242H182V240L184 239V237H186V234H188V233H171V230H173V228H174V226H175V224H174V222H175V220L177 219V217L174 215V213L175 212H179V208H180V206H181V210H184L183 209V206L181 205V203H178V201L176 202V200L177 199H174L175 197H176V195L178 196V194L180 195V193L182 192V193H184V191L186 190V188H189V186L190 185H192V184H197V186H201L200 184H202L200 181H201V179L204 177V176H210V177H212V178H214L215 176H216V168L215 167H210V166H207V165H205V163H202V164H200ZM45 168V169H44ZM54 168V169H53ZM58 168V169H57ZM71 168V169H70ZM75 168V169H74ZM10 169V168H9ZM14 169V170H15ZM61 169V170H60ZM27 169H25V171H26ZM48 170V171H47ZM25 171H23V173H25ZM64 171V172H63ZM73 171V172H72ZM1 172V171H0ZM27 172V171H26ZM55 172V173H54ZM71 173H72V175H71ZM26 174V173H25ZM45 174V175H44ZM75 174H76V172H75ZM20 175H22V172H21V174ZM55 175V176H54ZM61 175V176H60ZM1 176V175H0ZM24 176V175H23ZM76 176V175H75ZM87 175H81V176H79V181L81 180V181H83L84 180V177H86ZM2 177H3V175H2ZM2 177H0V179L2 178ZM69 177H70V179H69ZM41 178H38V179H41ZM55 178V179H56ZM78 178V177H77ZM99 178H100V180H99ZM69 179V180H68ZM105 179V178H104ZM103 179V180H104ZM36 180V179H35ZM48 180H51V181H49L48 182ZM48 182V184H46L45 182ZM33 183H35V182H31V183H29V186H30V188H32L33 187ZM36 183V184H37ZM0 185H1V183H0ZM23 186V185H22ZM32 186V187H31ZM34 186H35V184H34ZM43 186V187H42ZM180 186V187H179ZM19 187H21V185L20 186H16V187H13V188H15V194L17 195L18 194V192H21V190L22 189H24V187H21V188H19ZM36 187V186H35ZM173 187V188H172ZM0 188H1V186H0ZM12 188V189H13ZM37 188V187H36ZM10 189H11V187H10ZM38 189V190H39ZM46 189V188H45ZM139 189V188H138ZM167 190H168V192H167ZM143 191V192H142ZM169 191H173L172 192V195H174V196H169L170 195V193H169ZM175 191H176V193H175ZM2 191L0 190V193H1ZM162 192H164V194L162 193ZM166 192L169 194L167 197L169 198L168 200H167V197H165V195H166ZM231 192V191H230ZM11 193H13V195L11 194ZM29 193H31V195L29 194ZM56 194H57V192H55ZM105 193V192H104ZM154 193V194H155ZM174 193V194H173ZM229 193V192H228ZM11 194V195H10ZM28 194L30 195V196H28ZM1 195H2V197H4V199H5V197L7 196V195H10V196H7V198L5 199V200H1V199H3L2 197H1ZM15 195V196H16ZM227 197H226V196ZM21 196H24L23 194H20V196L18 197V199H20L21 198ZM153 196V195H152ZM223 196V195H222ZM225 196V197H224ZM224 196H223V205H220L219 206V210L221 211H217L216 213L217 214H213L212 216H211V218H209V222L210 223H212V222H214L215 223V225L217 224V221H218V225H220V226H224V224H225V226L226 225H228V226H230V222H232L231 223V226H234V224H236L234 227L236 228V226H237V228H241V227H243V224H244V229H245V227H246V229L248 230V229H252V230H254V231H256L257 229H254V228H259L260 227V225L259 224H263V220H264V202L262 203V200H261V203L260 204H262V206L260 205V204H256L255 206H254V208L251 210V211H253V212H250V211H248V216L246 217V219L244 218V220L245 221H242L241 222V220L242 219H240V220H238L239 218H241V217H239V218H237L238 217V215L236 214V215H234L238 210L236 209L237 207L236 206H234V205H236V202L234 201V199L232 198L234 195H227V194H224ZM27 197H25V198H27ZM86 197V196H85ZM84 197V198H85ZM129 197V198H128ZM131 197V198H130ZM171 197V198H170ZM15 198V197H14ZM23 198V197H22ZM145 198V199H144ZM150 198V199H149ZM30 199V200H29ZM35 199H37V201L39 200V202H37V203H35V204H37V206H39V207H37L35 204H34V202H35ZM126 199V200H125ZM147 199V200H146ZM263 199H264V197H263ZM29 200V201H28ZM42 200V201H41ZM65 200V201H64ZM91 200L93 201L92 203H90L89 204V202H91ZM175 200V201H174ZM64 202L63 204H62V202ZM225 201V202H224ZM61 204H60V203ZM67 202V201H66ZM232 202V203H231ZM24 203V204H23ZM32 203H33V205H32ZM40 203V204H39ZM68 203V202H67ZM66 203V204H67ZM178 203V204H177ZM235 203V204H234ZM60 204V205H59ZM118 204V205H117ZM121 204V205H120ZM127 204V205H126ZM128 204H130V205H128ZM180 204V205H179ZM227 204V205H226ZM234 204V205H233ZM15 205V206H14ZM17 205V206H16ZM21 205V206H22ZM49 205V206H48ZM58 205V206H57ZM80 205V206H79ZM167 205V206H166ZM231 205H233L232 207L233 208H231L230 209V207H231ZM260 205V206H259ZM46 206V207H45ZM66 207L65 209H64V207ZM74 206H76V205H74ZM222 206V207H221ZM9 207V208H8ZM91 207H94L93 209L91 208ZM236 207V208H235ZM14 208V209H13ZM15 208H16V211H15ZM58 208H62L61 210L59 209L58 210ZM227 208H229V209H227ZM41 209H43V211L41 210ZM68 209V208H67ZM235 209V210H234ZM12 212H11V211ZM49 210V211H48ZM74 210V209H73ZM36 211V212H37ZM57 211V212H56ZM61 211H64V212H61ZM68 211V210H67ZM84 211H85V213H84ZM227 211H228V213H227ZM68 212V213H69ZM73 212V213H72ZM222 212H224V213H222ZM230 212V213H229ZM231 212H233V213H231ZM3 213V214H2ZM10 213H11V215H10ZM47 215H46V214ZM48 213H50V214H48ZM56 213V214H55ZM57 213H59V214H57ZM97 213V214H96ZM251 213V214H250ZM2 214V215H1ZM8 214V215H7ZM63 214H64V216H63ZM67 214V213H66ZM116 214V215H115ZM224 214H226V215H224ZM231 214V215H230ZM239 214V213H238ZM256 214V215H255ZM14 215V217H11V216H13ZM49 215V216H48ZM57 215V216H56ZM72 215V216H71ZM176 215H177V213H176ZM218 215H220V216H218ZM223 215H224V217H223ZM229 215V216H228ZM251 217H250V216ZM59 216V217H58ZM62 218H61V217ZM67 216V217H66ZM88 216V217H87ZM222 216V217H221ZM235 216H237V217H235ZM33 217V216H32ZM41 217V218H40ZM57 217V218H56ZM88 218V220L86 221V219ZM108 217V218H107ZM231 217V218H230ZM1 218H2V220H1ZM65 218H67V220L65 219ZM228 218V219H227ZM243 218V217H242ZM32 221H31V220ZM65 219V220H64ZM69 219V220H68ZM77 219V220H76ZM81 221H80V220ZM229 219H231V220H229ZM41 220V221H40ZM58 220V221H57ZM73 220V221H72ZM189 220H190V218L189 219H187V218H185V222L187 221V223H189ZM224 220V221H223ZM229 220V221H228ZM233 220V221H232ZM251 220V221H250ZM37 221H39L40 223H41V225H40V223L38 222L37 223ZM63 221V222H62ZM65 221V222H64ZM80 221V222H79ZM113 221H114V223H113ZM221 221V222H220ZM239 221V222H238ZM253 221V222H252ZM263 221V222H262ZM89 222V223H88ZM221 224H220V223ZM50 223V224H49ZM59 223V224H58ZM61 223V224H60ZM64 223V224H63ZM86 223V224H85ZM109 223V224H108ZM213 223V224H214ZM229 223V224H228ZM239 223L241 224V227H239L238 225H239ZM5 224V225H4ZM72 224V225H71ZM82 224V225H81ZM89 224V225H88ZM31 227H30V226ZM64 225V226H63ZM87 225V226H86ZM17 226V225H16ZM27 226H29V228L27 227ZM62 226V227H61ZM69 226V227H68ZM253 226V227H252ZM255 226V227H254ZM259 226V227H258ZM33 227V228H32ZM55 227V228H54ZM58 227V228H57ZM64 227V228H63ZM39 228V229H38ZM236 228V229H237ZM24 229V230H25ZM63 229V230H62ZM72 229V230H71ZM243 230V229H242ZM242 230L240 229V230H238L237 229V232L238 233H230V235H229V233H212L213 235H214V237L218 240V239H220V240H218L219 242H221L222 240V242H224V243H222L223 245L221 246V252H222V250H224L225 248H226V245H227V243H225L226 241L225 240H227L228 241V239L229 240H231L232 239V241H231V243H232V245H234V244H237V243H243V242H248V241H250L251 239H252V237H258L259 235H260V237H258V238H264V236H262V235H264V233L261 235V233H255V234H253V233H245V231L243 230V232H242ZM2 231H1V229H0V233H2ZM21 231H23V229L21 230ZM46 231V232H45ZM49 231V232H48ZM18 232V233H17ZM25 232V231H24ZM49 234H48V233ZM128 232V233H127ZM33 233V234H32ZM40 233V234H39ZM74 233V234H73ZM42 234V235H41ZM140 234V235H139ZM205 234H207V233H205ZM204 234V235H205ZM209 234V233H208ZM208 234L207 235H205L206 237L208 236ZM237 234V235H236ZM246 234V235H245ZM30 235H31V237H30ZM118 235V236H117ZM213 235H212V237H213ZM233 235H236V236H234V238H233ZM65 236H67V237H65ZM120 236V237H119ZM168 236H170V238L167 240V237ZM227 236H229V237H227ZM29 239H28V238ZM47 237V238H46ZM65 237V239H63ZM123 237V238H122ZM213 237V238H214ZM230 237H231V239H230ZM228 238V239H227ZM236 238V239H235ZM62 239V240H61ZM216 239H212L213 241H215ZM25 240H26V242H25ZM133 240V241H132ZM171 240V241H170ZM216 240V241H217ZM236 240V241H235ZM118 243H117V242ZM217 241V242H218ZM0 248H2L3 250H1L0 249V264H6V262L5 261H7V259H6V255H7V251L5 250V248H3V245L1 246V244L3 243V241H1L0 240ZM264 242V241H263ZM226 244V245H225ZM164 245H167V247L166 246H164ZM178 245V246H177ZM224 246V247H223ZM27 247H28V249H27ZM22 248H24L23 250H22ZM16 249V250H15ZM114 249V250H113ZM4 250H5V252H4ZM26 250V251H25ZM29 251V252H28ZM212 251V253H213V249L211 248H209V250H207V252H205V253H203V256L200 258V260L202 261V262H204L205 264H210V262L212 261V255L210 254V252ZM25 252V253H24ZM223 253V252H222ZM113 254V255H112ZM20 255V256H19ZM23 255V256H22ZM32 255V256H31ZM81 255V256H80ZM207 255V256H206ZM209 255H211V256H209ZM206 256V257H205ZM122 257V258H121ZM208 257V258H207ZM118 258V259H117ZM139 258V259H138ZM205 258H207L206 260H205ZM6 259V260H5ZM116 259V260H115ZM123 260V261H122ZM127 260V261H126ZM206 262H205V261ZM32 261H34V262H32ZM39 261V262H38ZM41 261V262H40ZM117 261H119V262H117ZM201 261H200V263H201ZM122 262V263H121ZM124 262V263H123ZM126 262V263H125ZM171 263V264H172ZM204 263H202V264H204ZM245 264V263H244Z\"/></svg>",
  "mask_w": 264,
  "mask_h": 264
}]
</instances>
